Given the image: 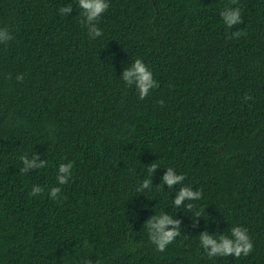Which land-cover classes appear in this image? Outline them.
Here are the masks:
<instances>
[{"label": "trees", "instance_id": "trees-1", "mask_svg": "<svg viewBox=\"0 0 264 264\" xmlns=\"http://www.w3.org/2000/svg\"><path fill=\"white\" fill-rule=\"evenodd\" d=\"M106 2L93 39L77 0H0V264H264V0L231 5L232 28L230 0ZM136 58L158 83L144 99L121 79ZM34 154L47 167L21 172ZM168 167L182 185H162ZM182 186L201 199L174 207ZM161 213L181 234L158 252L145 221ZM236 226L252 252L208 258L199 235Z\"/></svg>", "mask_w": 264, "mask_h": 264}, {"label": "clouds", "instance_id": "clouds-1", "mask_svg": "<svg viewBox=\"0 0 264 264\" xmlns=\"http://www.w3.org/2000/svg\"><path fill=\"white\" fill-rule=\"evenodd\" d=\"M238 0H230V4L225 6L220 11L219 15L227 28H232L235 25L241 24V9L239 6L232 7L231 5H237ZM80 11L79 23L87 29L88 35L95 39L103 35L97 24L100 17L108 9L109 5L106 0H77ZM73 8L71 5H64L60 8L61 14H67L72 12ZM246 35L241 30L232 33L233 37H240ZM12 39L11 34L6 28H0V43L6 44ZM23 74H18L15 79L17 82L23 80ZM121 79L126 86L132 87L133 81H135V89L140 99H144L148 96L150 90L158 87L157 81L153 78V74L146 64L139 58H136L131 64L130 68H127L122 73ZM245 100L251 99V97L245 95ZM163 106L164 101H160ZM23 167L20 169L21 172L26 173L29 169H42L47 167L46 160H40L37 162V154H34L31 159L27 155L20 157ZM158 166L151 164L147 171L150 174H154ZM73 162L61 163L58 166L56 173L57 185H65L69 182L72 176ZM185 180L183 174H177L173 168H166L165 174L162 177V185H167L168 189H172L176 185H182ZM156 186H159L156 185ZM152 187L151 179H145L137 191H143ZM44 189L39 185L32 187L29 195L36 196L42 194ZM61 188L59 186L51 187L48 192V197L52 200H58L60 198ZM202 197L201 191H194L189 186H182L176 192L173 198V206L180 207L185 201H197ZM188 210H193L194 205L188 203L186 205ZM195 217H200V212H195ZM180 221L172 218L167 213H161L158 215L150 216L146 221V228L148 232L149 241L155 246L156 251L163 252L166 247L171 244L176 237L181 233ZM200 246L204 249V252L208 258L214 257H226L233 256L239 258L241 256H248L253 250V243L248 235V232L243 227H233L231 229L230 237L225 235L210 236L207 232H202L199 235Z\"/></svg>", "mask_w": 264, "mask_h": 264}]
</instances>
